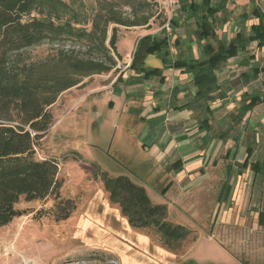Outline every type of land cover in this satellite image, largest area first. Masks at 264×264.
<instances>
[{"label":"crops","instance_id":"crops-1","mask_svg":"<svg viewBox=\"0 0 264 264\" xmlns=\"http://www.w3.org/2000/svg\"><path fill=\"white\" fill-rule=\"evenodd\" d=\"M209 6L216 10L214 40L200 35L203 11L180 9L167 47L131 69L133 46L145 36L126 35L116 50L124 69L97 91L120 111L128 126L122 131L137 134L131 157L144 169L148 198L166 207V222L191 232L180 254L170 253L158 235L131 229L103 188L91 207L103 227L91 233L116 264H264V37L215 63L207 94L198 93L187 67L174 66L206 60L210 43L251 36L252 27L264 26V0H209ZM141 68L160 75L145 79ZM211 179L219 185L210 194L199 187Z\"/></svg>","mask_w":264,"mask_h":264},{"label":"trees","instance_id":"trees-1","mask_svg":"<svg viewBox=\"0 0 264 264\" xmlns=\"http://www.w3.org/2000/svg\"><path fill=\"white\" fill-rule=\"evenodd\" d=\"M131 9L132 19L122 16L106 3L103 13H97L91 29L84 28L86 20L77 17L70 9L55 0H0V228L15 218L26 214L15 206L20 202L43 201L53 198L55 209L61 214L57 220H67L74 211L72 201L60 200L61 181L58 180V164L53 159L37 160L35 149L38 142L52 127L48 108L58 95L78 85V78L109 73L115 61L108 57L104 48L107 26L140 27L148 23L149 0H119ZM181 10L193 15L204 12L200 35L212 39V17L216 13L209 0H180ZM105 4V3H104ZM156 9V8H155ZM99 21V22H98ZM115 29H112L108 44L115 52ZM264 26L259 23L251 28V36L237 37L229 44L221 42L206 46L208 58L185 66L194 76L198 93L207 94L212 83V70L217 62L224 61L243 49L251 41L260 45ZM88 43L89 50L103 51L104 60L83 59L74 49L63 50L65 43L72 46ZM43 43L58 47L50 59L28 62L22 57L25 49ZM167 47L165 38L145 36L136 45L130 69L137 59L160 52ZM76 52V53H75ZM146 79L160 75L158 70H139ZM74 161L79 156L73 153ZM100 181L108 194V201L117 205L131 229L154 230L161 245L175 250L188 236L189 231L166 222V207L153 205L144 187L133 183L126 176Z\"/></svg>","mask_w":264,"mask_h":264},{"label":"rangeland","instance_id":"rangeland-1","mask_svg":"<svg viewBox=\"0 0 264 264\" xmlns=\"http://www.w3.org/2000/svg\"><path fill=\"white\" fill-rule=\"evenodd\" d=\"M55 1L66 5L77 17L86 20L83 26L88 31L94 16L103 13L106 3L111 4L115 11L121 12L123 17L132 19L130 7L124 6L119 0ZM149 3L153 6L147 11L151 17L146 25L132 28L113 24L107 26L103 45L108 52L107 56L115 61V67L107 74L78 78V85L59 94L56 102L48 108L53 125L38 142L35 158L39 161L53 159L58 164V180L62 183L60 200L72 201L74 211L67 220L58 221L61 214L55 209L56 202L53 198L29 203L20 201L15 209L25 211L26 214L0 228V264H116L113 255L103 251L100 246H94L95 238L91 233L92 230L103 227L98 221L99 215L91 213L92 203L98 201L105 191L100 175L95 172L110 179L126 176L142 187H146L145 182L148 184V180L144 169L137 167V162L131 157L135 151L137 134L131 138L122 131L128 126L121 118L120 111H111L106 102L107 94L100 95L97 91L106 89L124 69L116 50L121 49L120 42L126 35L132 32L138 36L166 39L172 34V27L169 33L161 29L164 16L158 14L152 0ZM112 29L116 31L115 52L108 44ZM89 46L85 42L73 46L65 43L62 49H74L77 56L83 59L104 60L103 51L89 50ZM57 49L56 46L43 43L25 49L22 57L28 62L37 63L52 58ZM121 147V152L127 153L123 157L117 153ZM73 153L79 156V161L73 160ZM218 185L216 180L211 179L204 187L199 188H204L211 194ZM150 198L152 204H156V199ZM207 200L213 201L214 198ZM148 231L157 235L154 230ZM194 232L197 231H192ZM206 232H209V227ZM185 240L186 238L177 249L168 250L161 245L159 236L157 238L160 246L175 254H180ZM244 262L245 260L242 264ZM220 263L223 264V261Z\"/></svg>","mask_w":264,"mask_h":264},{"label":"built area","instance_id":"built-area-1","mask_svg":"<svg viewBox=\"0 0 264 264\" xmlns=\"http://www.w3.org/2000/svg\"><path fill=\"white\" fill-rule=\"evenodd\" d=\"M152 3L158 10V14H163L164 24L161 29L166 32H171L172 21L177 16L181 8L180 0H152Z\"/></svg>","mask_w":264,"mask_h":264}]
</instances>
